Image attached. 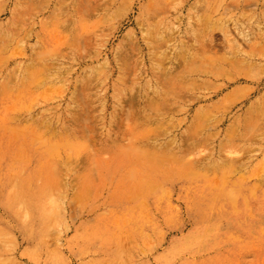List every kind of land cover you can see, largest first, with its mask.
<instances>
[{
  "label": "rangeland",
  "instance_id": "rangeland-1",
  "mask_svg": "<svg viewBox=\"0 0 264 264\" xmlns=\"http://www.w3.org/2000/svg\"><path fill=\"white\" fill-rule=\"evenodd\" d=\"M224 172L263 191L264 0H0V264H264L255 204L189 210Z\"/></svg>",
  "mask_w": 264,
  "mask_h": 264
},
{
  "label": "bare ground",
  "instance_id": "bare-ground-1",
  "mask_svg": "<svg viewBox=\"0 0 264 264\" xmlns=\"http://www.w3.org/2000/svg\"><path fill=\"white\" fill-rule=\"evenodd\" d=\"M16 131H18V129ZM18 132L20 134L21 131L19 130ZM29 143L34 144L35 142H29ZM47 145L50 146L52 149L60 147V143L57 142H48ZM226 174L227 173L224 172L220 186L218 188L216 189L204 188L199 190L198 193L192 199V201L189 203L190 212L199 216L198 218L201 222L200 227L203 228L204 226H206V229H208L209 237L207 238V240L210 239L217 240V238L221 236L223 232L230 230L231 219L232 217H234V214H237V207L240 208L239 209L240 217L243 218L244 216L246 217L250 204L251 205L255 204L256 206L254 207V212L257 217L256 220L258 223H264V187H263V191L256 190L253 185L245 186L239 181L230 180V178ZM160 179L163 180L162 183H172L174 181L180 182L185 180L181 171L172 166H170V168H167L164 171V175ZM254 198L255 200L251 201ZM23 204H24L23 205L24 208H26V210L23 213L24 218L26 220L30 218L29 205H31L32 202H26L25 200V203ZM20 208L21 207L17 208V211ZM245 217L244 219H247ZM193 243L194 241L190 245L186 244L185 247L189 248L190 246L193 245Z\"/></svg>",
  "mask_w": 264,
  "mask_h": 264
}]
</instances>
